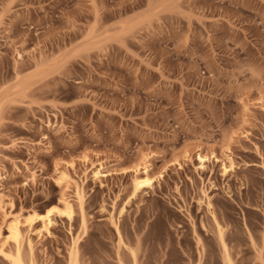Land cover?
<instances>
[{
    "label": "rangeland",
    "instance_id": "1",
    "mask_svg": "<svg viewBox=\"0 0 264 264\" xmlns=\"http://www.w3.org/2000/svg\"><path fill=\"white\" fill-rule=\"evenodd\" d=\"M2 247L264 264V0H0Z\"/></svg>",
    "mask_w": 264,
    "mask_h": 264
},
{
    "label": "bare ground",
    "instance_id": "2",
    "mask_svg": "<svg viewBox=\"0 0 264 264\" xmlns=\"http://www.w3.org/2000/svg\"><path fill=\"white\" fill-rule=\"evenodd\" d=\"M60 178L62 179L63 182H67V175L64 171L60 170ZM152 183V178L149 176V175H146L145 177L143 178H140L139 180L136 181L135 183V190H138L139 188L143 187V186H146V185H151ZM63 203L65 205V207L68 209V211H66L67 209H65L66 212H61V214L65 213L66 215H68L69 217H71V214H72V206H71V203L68 201V200H63ZM60 210H62L60 208ZM55 213V210H54V207H51L49 208L46 213L44 214H37L35 215V217H33L29 222L30 224H32L34 221H43L45 224H44V228L49 229V225L53 222V219L51 218V216ZM33 215V216H34ZM32 216V215H31ZM21 219L19 217H16L12 222L11 224L9 225V228H10V233H11V237L12 240H13V243L15 244V246L17 247L18 251H20V247H21V244H22V232H21ZM10 235V234H9ZM221 238H222V231H221ZM29 245H31L29 243ZM223 245H224V249H225V252H227V246L225 244V242L223 241ZM4 248H0V251L4 252L3 251ZM227 255H228V252H227ZM227 262L228 264H232V260L227 256ZM15 262L17 264H23V262L21 261L20 258H18L17 260H15ZM227 264V263H226Z\"/></svg>",
    "mask_w": 264,
    "mask_h": 264
}]
</instances>
